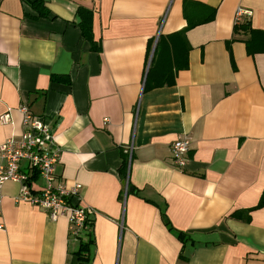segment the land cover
Returning a JSON list of instances; mask_svg holds the SVG:
<instances>
[{
  "label": "crops",
  "instance_id": "obj_1",
  "mask_svg": "<svg viewBox=\"0 0 264 264\" xmlns=\"http://www.w3.org/2000/svg\"><path fill=\"white\" fill-rule=\"evenodd\" d=\"M45 6L34 18L28 0H0V144L22 133L24 104L51 127L57 176L93 210L87 264H264V0ZM237 8L251 15L235 22ZM19 194L0 184V264H75L86 236Z\"/></svg>",
  "mask_w": 264,
  "mask_h": 264
},
{
  "label": "built area",
  "instance_id": "obj_2",
  "mask_svg": "<svg viewBox=\"0 0 264 264\" xmlns=\"http://www.w3.org/2000/svg\"><path fill=\"white\" fill-rule=\"evenodd\" d=\"M243 15L250 16L251 11L237 8L235 22ZM21 111L22 133L17 137H9L0 144V184L5 181L18 183L20 194L17 199L40 207L53 220L59 216H67L71 233L78 237L84 229L87 216L91 215L93 210L69 201L70 197L77 198L80 185L68 187L57 176L59 150L54 145L51 127L39 116L34 115L26 104L21 106ZM1 121L8 122V114L3 115ZM189 148L190 139L187 136L172 142L171 158L175 166H185ZM34 174L42 181L38 190L32 189L34 178L30 176ZM126 192L125 184L124 193Z\"/></svg>",
  "mask_w": 264,
  "mask_h": 264
},
{
  "label": "trees",
  "instance_id": "obj_3",
  "mask_svg": "<svg viewBox=\"0 0 264 264\" xmlns=\"http://www.w3.org/2000/svg\"><path fill=\"white\" fill-rule=\"evenodd\" d=\"M28 3L30 7L35 11L36 15H32L31 17L37 18V17H48L50 15V10L45 6V0H28ZM76 16L78 17V26L81 29V34L91 43L92 47L96 49V41L93 38V32H92V17L93 12L92 10L79 6L76 10ZM238 26L242 27L243 25H234V30H238ZM98 49H100V45H98ZM51 79L53 81H64L69 82V78L67 76H58V75H52ZM34 179H36L37 175L34 174L30 176ZM130 186H127V192L129 190ZM76 198L70 197L69 201L73 203L74 205H79L76 201ZM162 217L165 219V225L169 230H173L177 234V238L184 243L186 241V234L181 231H176L171 226L169 221L166 219L164 210L161 211ZM93 221L91 219V216H87L85 222H84V229L82 230L81 234H84L86 236L85 241H80L79 247L75 252V255L77 257V260L75 264H87L90 261V246L92 245V238L90 235L91 229H92ZM80 236V235H79ZM81 237V236H80Z\"/></svg>",
  "mask_w": 264,
  "mask_h": 264
}]
</instances>
